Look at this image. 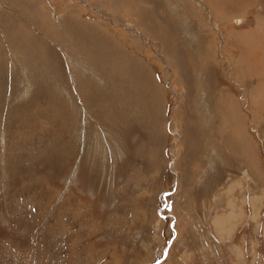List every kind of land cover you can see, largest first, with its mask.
<instances>
[{
    "label": "rangeland",
    "instance_id": "rangeland-1",
    "mask_svg": "<svg viewBox=\"0 0 264 264\" xmlns=\"http://www.w3.org/2000/svg\"><path fill=\"white\" fill-rule=\"evenodd\" d=\"M245 2L0 0V264L264 261Z\"/></svg>",
    "mask_w": 264,
    "mask_h": 264
},
{
    "label": "crops",
    "instance_id": "crops-1",
    "mask_svg": "<svg viewBox=\"0 0 264 264\" xmlns=\"http://www.w3.org/2000/svg\"><path fill=\"white\" fill-rule=\"evenodd\" d=\"M260 1H262V2H264V0H260ZM235 2H236V8H234L235 9V12H238L239 11V4L237 5V0H235ZM256 2H258V0H246V2H245V6H247L248 4L247 3H249V4H251V6H253ZM244 2H242V4H243ZM253 4V5H252ZM244 7V5L242 6V8ZM242 8H241V10H242ZM228 12H231V11H228ZM253 12H255L254 10H253ZM258 12V11H257ZM252 25H255V22L252 24ZM257 28H264V20H262V21H260V23H257ZM260 138V140H261V138L264 140V130H263V133H261V136L259 137ZM262 141V140H261ZM263 160H264V158H262ZM262 161V160H261ZM260 163V165H261V163L262 162H259ZM261 166H263V164L261 165ZM250 174H251V172H250ZM251 177H253V181H251V182H255V183H257V185H259V192H257V193H255V192H250L249 194H248V197L249 196H251V195H255V194H257V195H260L263 191H264V172H263V170L260 172H258V174H251ZM249 189H250V187H249ZM248 189V190H249ZM259 197V196H258ZM248 199V198H247ZM259 200H264V197H263V199H262V197L260 196L259 198H258ZM257 199V200H258ZM257 200H256V202H257ZM256 202H255V204H256ZM263 226H264V224H262V227H261V230H262V228H263ZM261 235H262V237H263V230H262V233H261ZM264 238V237H263ZM264 242V241H263ZM232 249L230 248V251H231ZM232 252V251H231ZM234 253V252H233ZM235 254H237L236 252H235ZM234 264H236V263H238V259H235V261L233 262ZM229 264H232V262H231V260H230V263ZM249 264H264V261H263V259H261V260H257V261H254V262H250Z\"/></svg>",
    "mask_w": 264,
    "mask_h": 264
},
{
    "label": "bare ground",
    "instance_id": "bare-ground-1",
    "mask_svg": "<svg viewBox=\"0 0 264 264\" xmlns=\"http://www.w3.org/2000/svg\"><path fill=\"white\" fill-rule=\"evenodd\" d=\"M236 19V18H235ZM236 21V20H235ZM241 60V59H240ZM253 66V65H252ZM261 66H264V65H261ZM263 68L261 67V69L259 70V71H261ZM256 70V69H255ZM264 70V69H263ZM224 102H227V104H226V106H223V116L225 117V120L228 122V123H230L231 124V126L234 128V131H236V133L235 134H237V135H239V136H237L238 137V139H239V137H241V132H239V130H238V127H237V123L239 122L240 123V121H237V120H239L238 118L239 117H237V115H236V108L234 109V107H232L231 105H230V100H228L227 99V101H226V98H225V101ZM235 103V102H234ZM221 109V108H220ZM233 116L236 118V119H234L233 118ZM233 131V132H234ZM243 137V136H242ZM242 137L240 138V139H242ZM237 139V138H236ZM240 141V140H239ZM242 141V140H241ZM241 141H240V148H238V150H241L243 147H242V145H241ZM238 147V146H237ZM245 147V146H244ZM247 156V155H246ZM246 158V157H245ZM250 160V159H249ZM249 162V161H248ZM251 162V161H250ZM244 173V172H243ZM244 174H246V173H244ZM248 177V176H247ZM229 190L230 189H228V193H229ZM231 192V191H230ZM251 198H253V200H254V196H252ZM252 200V201H253ZM231 213V212H230ZM232 216V215H231ZM225 217V216H224ZM230 217V216H229ZM253 217L255 218L256 217V215H254L253 214ZM217 218L218 217H216V219L215 220H213V222H214V224L216 225V226H218L219 224H220V220L218 219L217 220ZM224 219V218H223ZM225 220V219H224ZM222 230V229H221ZM220 232V231H219ZM240 264V263H239Z\"/></svg>",
    "mask_w": 264,
    "mask_h": 264
}]
</instances>
